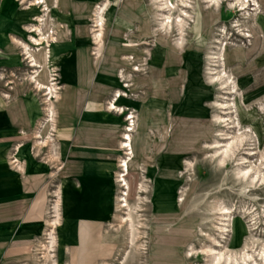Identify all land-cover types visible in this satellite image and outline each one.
I'll return each mask as SVG.
<instances>
[{"label":"rangeland","instance_id":"obj_1","mask_svg":"<svg viewBox=\"0 0 264 264\" xmlns=\"http://www.w3.org/2000/svg\"><path fill=\"white\" fill-rule=\"evenodd\" d=\"M34 1L38 0H7L0 7L10 26L11 58L9 68L0 67L4 100L0 105L5 106L0 107V127L2 120H9L15 130L0 140V203L28 198L29 207L15 227L11 221L16 220L0 221V233L14 231L20 236L16 240L5 235L0 264H264V3L244 18L237 11V0H78L95 2L91 14L85 16H76L69 0L65 10L45 0L43 12L42 8L29 9ZM100 4L105 23L98 61L94 18ZM41 14L42 20L35 18ZM33 24L41 32L53 31L54 37L66 32L68 38L62 45L49 47L51 83L58 91L53 98L56 123L48 121V91L32 82L36 68L22 45L30 44ZM222 42L231 59L226 70L234 89L211 78L210 68L216 64L211 58L217 56ZM30 45L40 59L39 48L33 42ZM79 51V60L87 67L90 61L93 67L91 77L83 74L81 83L90 84L94 67L100 65L113 77L96 70V81L106 87L103 94L108 97L102 102L103 111L115 101L117 90L122 96L116 105L126 108L124 113L113 110L109 115L119 128L113 126V131L118 128L115 139L105 142V153L100 154L103 164L92 166L89 157H84L83 170L94 167L105 174L96 213L89 203L93 189L89 172L77 174L83 180L70 182L69 188L81 193L77 210L72 197L66 204L62 170L66 162L80 163V151L74 147V152L66 154L65 135H56L55 146L56 140L50 139L56 127L65 126L61 101L69 88L67 67L77 69ZM127 59L129 66L124 63ZM45 62L44 68H38L41 75L49 65ZM148 75L155 82L153 88ZM75 80L70 81L73 92L78 85ZM98 92L93 90L91 100ZM71 94L74 101L75 93ZM87 97V87L80 89L77 104ZM21 98L35 104L27 138L7 110L16 108ZM132 111L134 157L126 176L128 191L120 186L118 173L127 152L120 143ZM73 128L76 132L77 125ZM55 147L57 152H51ZM15 159L22 170L13 163ZM27 169L43 172L44 180L25 194ZM127 191V196L122 195ZM124 197L129 205L122 207ZM58 198L57 215L53 205ZM31 208L37 212L34 217L27 215ZM128 214L134 220L133 238ZM54 218L60 221L55 229ZM49 232L56 237L54 243Z\"/></svg>","mask_w":264,"mask_h":264},{"label":"crops","instance_id":"obj_2","mask_svg":"<svg viewBox=\"0 0 264 264\" xmlns=\"http://www.w3.org/2000/svg\"><path fill=\"white\" fill-rule=\"evenodd\" d=\"M0 3V7L3 8L7 4V0H3ZM37 8V7H36ZM35 7L31 8L36 9ZM3 11L0 10V67L4 68H9L11 66V58L9 55V39L8 36L10 35L9 32V25L7 24L6 20L4 19V14L2 13ZM68 13V11H67ZM64 12V14H67ZM6 22V23H5ZM12 29L17 30L18 27L17 25H12ZM23 34L25 31H21ZM14 40L15 36H11ZM15 37V38H14ZM80 39V38H78ZM67 42V41H66ZM64 42V43H66ZM62 43V44H64ZM58 44V43H57ZM61 44V45H62ZM60 45V44H59ZM80 52L79 51V56H78V66L77 69H74L72 67H67V79L68 81V86L65 90V97L62 99L61 102H64L65 106V111H66V121H65V126L61 127L59 130H57L56 127V133L50 135L51 141L56 140V135H65L64 140L65 145L67 146L66 148V154L69 155L70 152H74L73 149L76 147V150H79L80 152L78 153V156L81 158L80 163H75L74 165H70V163L66 162L65 168H63L62 172H66L65 175H63L61 178L63 179L62 182V187H63V194H64V199L66 204H70V198L72 197V200L74 202V209L77 210L76 208L78 207V204L81 199V193L78 189L71 190L69 188L70 182L74 181H81L83 180L81 177L79 179V175L82 172H89L90 175H88L89 178V183L91 185L92 189V198H90L89 203L93 204L92 209L96 213L101 205L102 202V195H101V190H100V184L104 179V170L103 169H95L94 167H91L90 169L83 170V164H84V157L87 155L89 157L91 165L92 166H101L103 164V161L101 160L100 154L105 153V149L103 148L105 146L106 141L114 140L116 134V130H118L119 126L114 125L112 122V118L109 115L111 113L110 109H103L105 106L103 105V100L106 97L104 93V89L106 88L102 84L96 81V70L100 69V72L102 71L105 77H111L109 75L110 72H105L102 70L101 65L99 67H94L95 68V78L94 80L90 83H81L82 78H84V75L81 72V63L79 61L80 58ZM72 68V69H71ZM78 71V72H77ZM77 76V80H75V77ZM113 78V77H111ZM115 79V78H114ZM75 80L77 81L78 85L76 87V91L73 92V89H70L71 82ZM71 81V82H70ZM87 87V93L88 97L82 102V104H77V98L78 94L80 92V89H84ZM98 87V88H97ZM73 88V86H72ZM96 88V90H99L97 97L94 100H91V95L93 93V90ZM75 93V100L73 101V94ZM153 100V99H152ZM0 101H4L0 97ZM29 100H26L25 98L19 99L17 103L16 108H11L8 107V114L11 116L10 118L12 119V122L16 125H18V129H21V133L25 138H27L24 133L23 129H27L30 133V130L33 126V120L30 115V111H32V108L35 107V104L28 102ZM31 101V100H30ZM5 107L3 104L0 107ZM70 112H72L71 115ZM107 112V113H105ZM5 111L2 109V118H6L4 115ZM56 120V119H55ZM56 121H52V123ZM85 123L83 126L82 123ZM10 122L9 120H2L1 121V127H0V140L7 138L5 135L7 133H11L15 130H13L10 127ZM74 124L77 125L76 132H74ZM83 126V127H82ZM117 126L118 128L113 131L112 127ZM30 136V134H29ZM55 136V137H54ZM57 140L55 143H53V146L56 145ZM84 149V151L82 150ZM52 150H55L57 152V148H51ZM57 154V153H56ZM73 154V153H71ZM78 162V161H75ZM99 168V167H98ZM58 171H56L57 173ZM24 189L26 191L25 194H28L31 190L35 189L38 184L42 183L44 180L43 177V172H38V173H32L28 172V169L24 173ZM15 199V200H14ZM27 201H19L18 198H13L11 200H4L0 203V221H5L7 218L10 220H16V221H11L13 227H15L18 224V219L21 215H23V211L28 210V198L26 199ZM71 209V208H70ZM30 211V210H29ZM35 211V210H34ZM31 208L30 214H27L31 217H34V214H37V212H34ZM28 224V223H27ZM30 229V228H28ZM13 235L11 237H14L16 240H20V236L18 237L15 232H3L0 233V245L4 241L5 235ZM15 235V236H14ZM13 238V239H14Z\"/></svg>","mask_w":264,"mask_h":264},{"label":"bare ground","instance_id":"obj_3","mask_svg":"<svg viewBox=\"0 0 264 264\" xmlns=\"http://www.w3.org/2000/svg\"><path fill=\"white\" fill-rule=\"evenodd\" d=\"M51 1L52 2H54V1L56 2V4H57L56 7L63 8V10L67 9V3L68 2H66V0H51ZM237 1L239 2V4L236 5L238 7L237 11L241 12V14H243L244 18H248L250 16V13H251L250 11H257L259 9V7H260L259 6L260 2L264 3V0H237ZM44 2H45V0H38V1L32 2L30 5L32 7H37L39 9H41L43 7V3ZM213 2H215V1H213ZM92 3H95V2L94 1H90L87 4H85V2H82V1L69 0V4L71 5V8L74 10L76 16H82V15L85 16V15H88V13L91 14V12H92L91 10H93L92 9V5H93ZM165 4L168 5V3H165ZM234 6H235L234 3H230L229 8L233 9ZM47 8H48V5H47ZM171 8H173V7H171ZM29 9H31V8H29ZM44 9L42 8L41 11L43 12ZM103 9H104L103 8V4H100L99 6L95 7L96 17L94 19H95V23H96L95 27H97V29H96V31L94 33V40H95V42L97 44V47H96L97 49H96V52L94 54L97 55L96 59L98 61L100 60V57H101L100 48H101L102 37H103V27H104V23H105L104 22V19H105L104 12H105V10H103ZM85 10H87V12H85ZM167 13H169V11ZM246 14H248V15H246ZM40 16H43V14L38 15L35 18H37L38 20H42V19H40ZM177 17H179V16H177ZM170 18H172V17L171 16H166V19L171 20ZM208 21L209 20H207L206 23ZM205 30H207V27L205 28ZM29 31L31 33L30 40H29L30 44H31V42H33L34 45L39 48L38 51L40 52V59L42 58L44 60L43 62L46 61L45 63L49 64V65H46V67H45L46 70L41 75V73L43 71L42 70L39 71L38 68H44V66L42 64L43 63L42 60L37 58L36 54L33 52L34 50L32 49V47H31V45L29 43L22 42L24 53L27 54L29 56V58H31L32 66L36 68V70L34 69V71H33V73H35V74L33 76H31V79H32V82L35 84L36 88H38L39 90H47L48 91L47 94L49 95V97L47 98V102H48L47 103V105H48L47 106V111H48V118L50 117V119L48 121H50V120H52V121L54 120L55 121L54 114L56 112L54 110L53 98L58 96V91H57V86H55V84L51 83V81L54 80V78H53L54 74L52 73V70H50L51 55H50L49 47L52 44H54V43H58L60 45L62 43H64L68 39L67 38V34H66V32H64L62 34L60 33L58 35V37H54L53 31L51 32V30H48L47 33L41 32V29L39 27H36L35 24L30 26ZM120 35H121V33H119V36ZM223 46H224V44L222 42L221 46H218L219 47L218 48L219 52L216 53L217 56L213 55L212 58H211L212 60L214 59L213 62L216 63V64H214L213 68H210V70L212 71V77L211 78L213 80H218V79L222 80V84H225V85L228 84L229 85V89H234L235 88V84H234L235 82L232 81L231 75L227 74L228 72L226 70V66H227L228 62L231 61V59H230L229 55L227 54V49L223 48ZM47 47H48V49H47ZM115 52H116V50H115ZM214 52H216V51H214ZM116 54H118V52ZM125 58H127V57H125ZM131 58L133 59V57H130L129 59H131ZM129 59L124 61L126 66L130 65V64H128L131 61ZM221 61H223V63ZM218 62H219V65H217ZM80 63H81V72H82V74H88L89 77H91V75L93 73V67H92L90 61L88 63V67H87L86 63L83 60H81ZM218 67H223V69H221L219 71H216V70H218ZM139 69H140L139 67H136L134 70L135 71H140ZM49 75H50L51 79H49ZM123 76H125V75L123 74ZM41 77H42L43 80L41 79ZM148 78H149V80H151V82H149V84L153 88V86L155 85V82L152 81L153 79H152V77L150 75H148ZM5 96L9 97L10 95L9 94H5ZM121 96H122V92L120 90H117L113 97H115L114 100L117 101L118 98H120ZM115 101H111L110 102L109 109L111 111L115 110L117 112L124 113L126 108L118 107V105H116ZM228 104H229V108H232L231 103L228 102ZM128 114H130V115L127 117L126 120L130 121V123L128 124V126H126L125 132L123 133L122 141L120 143V144H122V147H124V149H126L127 152H125L126 156L121 159V163L119 165V166H121V171H119V173H118V181L120 182V186L121 187L124 186L125 187L124 189H127L129 191V190H131V186H130L129 181L126 179V176L130 173V164L129 163H130V160L134 157V150H133V142H132V134L131 133L135 129V119H134L135 118V113L132 111V112H130ZM233 123L235 124L236 122L233 121ZM52 126L53 125H50V123H49V127H52ZM23 133H24V135L26 137H29V131H27V129L24 128L23 129ZM15 162L17 163L18 168L20 170H22V166L19 164V160L15 159L13 161V163H15ZM62 173H66V172H62ZM128 191L126 193L122 194V195H126L127 196L129 194ZM56 196H58V195H56ZM119 198H120V196H119ZM59 201H60V198L56 199L54 201V205H53V208L55 209L53 212H55L57 215L59 214ZM123 201H125V204H122V205L120 204V206L124 207V206H128L129 205L128 202H127V198L126 197H124ZM121 219L123 221V220H125V217H122ZM127 220L129 221L128 224L131 227V228L129 227L130 228L129 232H130V235L132 234V238H133L134 237V228H135V226H134V220H133V218L131 217L130 214H128ZM59 223H60V221L58 220V218L52 219V223L51 224L54 225V229L57 227V225ZM49 235L51 236V243H54L55 242V238H56L55 235H53V232H49ZM132 241H133V239H132Z\"/></svg>","mask_w":264,"mask_h":264}]
</instances>
